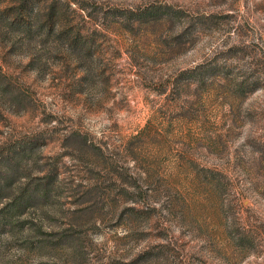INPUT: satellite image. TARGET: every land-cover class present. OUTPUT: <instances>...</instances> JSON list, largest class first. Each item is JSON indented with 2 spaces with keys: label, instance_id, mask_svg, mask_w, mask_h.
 Masks as SVG:
<instances>
[{
  "label": "rangeland",
  "instance_id": "1",
  "mask_svg": "<svg viewBox=\"0 0 264 264\" xmlns=\"http://www.w3.org/2000/svg\"><path fill=\"white\" fill-rule=\"evenodd\" d=\"M0 264H264V0H0Z\"/></svg>",
  "mask_w": 264,
  "mask_h": 264
},
{
  "label": "trees",
  "instance_id": "2",
  "mask_svg": "<svg viewBox=\"0 0 264 264\" xmlns=\"http://www.w3.org/2000/svg\"><path fill=\"white\" fill-rule=\"evenodd\" d=\"M146 9L147 10H151V8H146ZM83 10H86V9L83 8ZM20 16H22V15H20ZM53 25H54V23L52 24V26ZM65 26H63V28H62V33H65L66 34L65 35L66 44L68 46H72V47L78 45L80 43V39H81V35H80L81 34V31L79 29H73L70 26H69V28H71V30L70 31H67L66 30L67 25H65ZM85 44H87L89 46L91 45L90 42L89 43L88 42H85ZM30 201H31V199H29L27 202H30ZM13 204H14L13 201H10V202L6 203V207L7 206L9 207V206H11Z\"/></svg>",
  "mask_w": 264,
  "mask_h": 264
}]
</instances>
